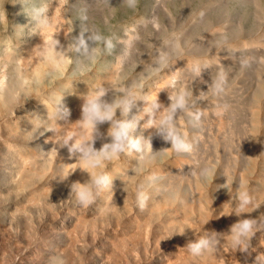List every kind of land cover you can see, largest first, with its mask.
<instances>
[{
    "label": "bare ground",
    "instance_id": "6f19581e",
    "mask_svg": "<svg viewBox=\"0 0 264 264\" xmlns=\"http://www.w3.org/2000/svg\"><path fill=\"white\" fill-rule=\"evenodd\" d=\"M43 2L44 0H6L4 7L8 27L0 26V185L5 187L0 191V196L3 195L5 201L15 202L12 204V217H9L12 222L8 219L10 225L16 219L17 224L21 223L23 231L18 237L25 240L40 238L41 241L48 242L50 229H55L57 233L60 232L58 230H63L61 244H46L52 246L54 251L63 253L68 264L78 263L80 260H84V264H264V260L257 259L258 255L264 254V230L256 232L250 238V247L246 252L229 250L223 245L216 256L193 258L186 250L187 244L205 230L226 233L229 226L241 218L264 215V203L250 213L226 214L230 210L227 201L234 191L238 190L241 182H246L256 201L264 202V140L260 141L261 138L255 137L253 132H249V140V136L245 138L249 141V146L246 147L250 149V152L247 151L248 161L244 158L246 150H243L244 163L248 162V167L244 164L247 170L243 171V165L239 166L243 170L239 168L234 171L237 176H233L238 179L239 185L237 188L232 187L225 194L216 196L215 201L212 200L211 208L208 193L210 191L211 194V191L216 189V184L205 186L199 178L198 169L204 164L201 160L203 154L199 155V162L202 163H194L193 160L197 157L195 155L200 151L193 149L192 155L195 159L191 156V160V152H175L170 144L163 142L161 147L167 148L168 153L162 160L157 157L159 153L156 155L152 152L149 156L125 154L107 162L108 171L113 176L111 189L101 191L87 207L76 205L71 185L75 181L83 182L88 178V174L79 168L82 167L80 161L74 156H69L66 146L59 147L54 143L55 137L51 131H45L43 125L34 126V121L46 120L48 110L51 111L53 102L62 93V103L69 109V115L58 123L64 127L70 126L79 119L83 94L90 87L104 82L110 83L114 88L117 86L118 77L131 78L120 73L127 58L125 54L129 57V52L122 54L121 51L141 48L143 45L129 44L131 35L127 38L126 33H121V30L125 32L127 29L124 23L119 22L123 19L121 18L118 21L120 30L113 36V43L119 44L121 50H117L112 58L107 55V58L101 59L98 66L83 75H73L72 58L59 62L33 60V48L42 40H46L50 32L59 30L54 35L62 47L66 46L70 39L68 27L63 21L65 15L59 13V0H49V28L35 31V21L31 17L30 9ZM145 14L143 10H139L129 15V32L131 29L137 30L140 20L147 24ZM147 28L151 30L149 25ZM173 34L176 32L173 31L165 37L169 40ZM160 42L155 44L160 47ZM13 44L16 45L17 53L11 50L10 45ZM111 52L112 49L107 51L108 54ZM69 56L71 57L70 53ZM196 57L200 56L190 50L172 53L169 58L172 62L159 73L152 74L147 69L142 70L141 74L138 71V75L134 73V78H142L141 88L137 91H142L147 97L157 93L158 100L166 106L169 103L168 95L176 91L173 87L183 86V81L172 86V79L178 72L183 76ZM150 61H144L143 66L147 68V65H152L151 58ZM187 72L188 70L185 73ZM18 97L23 103L17 106ZM142 103L137 100L136 106ZM248 103L254 104L253 100ZM250 108L252 118H249L252 121H248L255 123L257 111L253 105L248 109ZM132 111L134 112L135 108ZM108 126V123L104 122L98 127L101 132H105ZM252 126V131L256 132V126ZM137 131L150 138L156 135L153 127L138 128ZM106 139L107 137L97 139L94 147L99 148ZM152 140L151 150L154 151ZM205 145L207 144H204L201 153L205 152ZM54 147L57 148V154L52 149ZM203 159L206 160V157ZM68 171L70 173L64 179L54 177L62 176ZM220 179L213 177L211 180L217 183ZM192 182L197 196L193 201L189 200L193 195L189 197L185 188L183 189ZM138 185L149 193V199L143 208L135 203L134 191ZM212 213L209 221L202 225L201 232L191 229L202 224ZM1 227L2 242L9 231L5 229L7 226ZM3 253L0 259L3 258ZM89 254L91 258L86 257Z\"/></svg>",
    "mask_w": 264,
    "mask_h": 264
},
{
    "label": "rangeland",
    "instance_id": "374dc122",
    "mask_svg": "<svg viewBox=\"0 0 264 264\" xmlns=\"http://www.w3.org/2000/svg\"><path fill=\"white\" fill-rule=\"evenodd\" d=\"M58 6L60 7L59 13L65 15L63 21L68 27L70 37L79 34L81 30H92L93 28L113 37L120 30L119 19L123 18L119 22L124 23L127 29L125 32L121 30V33H126L125 37L127 38L131 35L129 44L143 45L141 48L135 47L133 50L123 49L121 51L122 54L126 51L129 52V57L125 54L127 62L124 61L120 73L127 74L131 78L118 77L117 86L112 88L113 94L121 84H126L129 88L135 90L141 88L142 78H134L133 75L134 73L137 74L138 71L140 74L145 69L152 74L162 71L165 65L157 61L161 51L166 52L169 58L172 53L189 52V50L200 57H208V55L212 57L209 62L210 68L204 69L201 76L189 85L193 96L199 99L197 102L204 109L200 120L193 123L192 118L184 113L180 115L177 123L181 124L180 127L188 132L193 144L192 151L194 152L195 149L196 152L200 151L198 154L195 153L198 161L192 155L194 153L189 152L191 160L194 157L193 162L198 163L200 154H203V158L206 157V160L201 157L205 165L203 164L204 166L202 165V168L198 169V173L201 182L205 186L216 184V189L214 188L211 191V196L214 197L213 200L215 201L216 196L220 193L225 194L232 187L237 188L239 181L235 177L237 172L234 171L241 169L244 164L248 165L247 157L250 149L247 148L249 149L247 150L246 147L249 146L250 133L253 132L255 137L261 138L260 141L264 140V0H136L134 8L128 7L127 0H59ZM139 10L146 13L147 24L140 20L137 30L131 29L129 32L128 24L131 18L129 15L132 12L135 14ZM201 10L204 11L203 16L199 15ZM147 25L151 27V30L147 28ZM135 31L137 33H134ZM173 31L176 32V36L170 38L171 42H169L165 36ZM158 42H160V47L155 44ZM227 43L226 48L221 47ZM113 44V52L108 54L105 51L96 59L70 53L73 61V75L80 76L89 72L99 65L101 59L107 58V55H109V58L115 56L117 50L121 49H119V44ZM168 52H171V54ZM150 58L153 61L152 65H147V68L144 67V61L147 62L148 59L150 61ZM169 62L172 61L169 60ZM140 67L144 68L141 69ZM221 68L228 75L225 92L222 96L217 97L212 92L210 83ZM187 70L184 71L183 77L190 79V74L185 73ZM178 75H180L179 72L172 79L174 82H172V86L183 81L181 79L182 75ZM178 87L174 86L173 88H176L177 91ZM252 100L254 104L248 103ZM167 101L169 102V98H167ZM225 103L228 105L227 109L219 111L218 105ZM247 103L249 107L253 105L256 108L257 118L255 123L251 122V108L248 109ZM239 105L241 106L239 107ZM248 119L251 120L250 123ZM217 124L219 127L222 124L221 130H219V127L217 128ZM252 125L256 126V132L252 131ZM247 128L251 131H248ZM155 134L151 137L153 139H151L152 148L156 155L159 153L157 157L162 160L168 151L167 148L161 147V142L166 145L170 142H164L157 133ZM246 136H249L248 140H245ZM204 144L209 146V150L208 146L205 145V152L201 153ZM243 150H246V153ZM206 151L209 152L206 153ZM247 151H249L248 155ZM243 153L246 154V157L243 156ZM243 157L246 158V163H244L245 159ZM244 166L243 169L245 170H241L246 171L247 168ZM200 169H207L209 174L201 175ZM219 169L222 171L220 172ZM217 171L220 173H216ZM213 177L221 178L222 181L220 179L219 182L216 181L217 183H215L216 179L211 180ZM3 187L4 185H0V191ZM183 189L187 191L189 197L195 195L194 197L191 196L189 200H196L197 196L194 192L193 182L185 185ZM12 204H15L13 200L8 202L4 200L3 195L0 196V230L3 225L4 227L7 226L5 229L9 231L3 237L2 242L0 240V257L4 252L3 261L0 259V264L1 262L2 264H48L50 255L57 251H54L51 248L52 246L49 247V244L46 243L61 244L63 241L60 237L63 235V230H58L60 232L57 233L55 229H50L48 242H43L40 238L20 239L18 236L23 231L21 223L18 222L17 224V219L13 221V224L10 225L9 223V219L12 217ZM86 257L91 258V255L89 254ZM71 264H84V260H80L78 263L71 262Z\"/></svg>",
    "mask_w": 264,
    "mask_h": 264
},
{
    "label": "clouds",
    "instance_id": "9594fccd",
    "mask_svg": "<svg viewBox=\"0 0 264 264\" xmlns=\"http://www.w3.org/2000/svg\"><path fill=\"white\" fill-rule=\"evenodd\" d=\"M5 2L6 0H0V26L8 27ZM50 5L49 0H44L43 3L31 7L30 12L35 21V31L40 32L41 29L49 28L51 24ZM127 5L134 8L136 0H127ZM199 15L203 16L204 11L201 10ZM58 31L50 32L46 40H42L33 48L31 52L33 60L46 59L59 62L65 58L70 59L69 53L96 59L114 47L113 37L96 28L81 30L79 34L71 36L67 45L62 47L54 35ZM175 36L176 34H173V37ZM10 47L13 52L17 53L15 44ZM221 47L226 48V44ZM210 58L209 55L208 58H193L188 68L190 79L181 77L183 86L174 94L168 95L169 103L166 106L158 100L157 93L147 97L142 91L121 84L118 91L113 94L111 84L101 82L96 83L83 94L80 117L70 126L64 127L58 123L69 115V109L62 103V93L53 102L51 111L48 110L47 119L34 121V126L43 125L45 131H51L55 137L54 143L59 147L66 146L69 156H74L80 161L82 167L79 168L87 172L86 180L75 181L71 185L72 197L76 205L87 207L93 203L101 191L111 189L113 176L108 171L107 162L125 154L149 156L154 152L151 150V138L138 132V128H155L156 133L164 141L170 142V147L175 152L192 151L193 144L189 134L178 126L177 121L184 113L192 118L193 123L200 120L204 109L198 104L199 99L193 96L189 85L201 76L204 69L210 68ZM157 61L167 66L169 55L161 51ZM227 75V72L221 68L217 71L215 78L211 79L212 92L217 97L225 92ZM137 100L142 101V105L136 106ZM22 103L23 101L21 102L18 97L17 106ZM227 107L226 103L218 105V110L223 111ZM133 108H135L134 112ZM130 112L131 115H129ZM104 122H107L109 126L105 132H101L98 126ZM101 137H107V139L100 144L99 148L94 147V142ZM52 149L57 154V148ZM70 171L62 176L54 177L64 179ZM200 174L206 175L207 169L201 170ZM208 195L210 207L214 197L211 196L210 191ZM134 197L136 205L143 208L149 199V193L138 185L135 188ZM227 203L230 210L226 214L232 212L239 214L241 212L250 213L264 202L256 201L246 182H241L238 190L234 191ZM212 215L213 213L198 227L191 229L201 232L202 225L208 222ZM262 230H264V215L246 216L232 223L226 233L216 230L203 231L194 241L187 244L186 250L193 258L204 255L216 256L215 254L222 249L223 245H226L229 250L238 249L246 252L250 247V238ZM257 259L264 260V254L258 255ZM48 264H68V260L63 253L54 252L50 255Z\"/></svg>",
    "mask_w": 264,
    "mask_h": 264
}]
</instances>
